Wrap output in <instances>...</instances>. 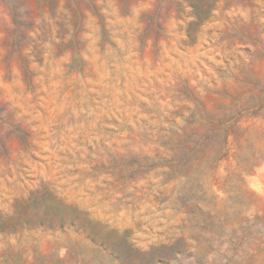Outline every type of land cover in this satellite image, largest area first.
<instances>
[{"label": "rangeland", "instance_id": "374dc122", "mask_svg": "<svg viewBox=\"0 0 264 264\" xmlns=\"http://www.w3.org/2000/svg\"><path fill=\"white\" fill-rule=\"evenodd\" d=\"M0 0V264H264V0Z\"/></svg>", "mask_w": 264, "mask_h": 264}, {"label": "trees", "instance_id": "16d2710c", "mask_svg": "<svg viewBox=\"0 0 264 264\" xmlns=\"http://www.w3.org/2000/svg\"><path fill=\"white\" fill-rule=\"evenodd\" d=\"M53 1V0H52ZM193 8V13L196 16L195 22H201L206 16H208L213 8V0H188ZM71 7L74 6L77 14H80L81 4L79 0H75L73 4H69Z\"/></svg>", "mask_w": 264, "mask_h": 264}]
</instances>
